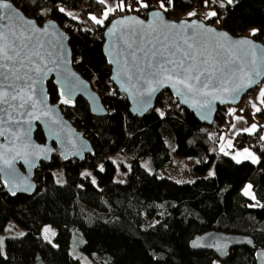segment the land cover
Returning a JSON list of instances; mask_svg holds the SVG:
<instances>
[{"label": "trees", "instance_id": "trees-1", "mask_svg": "<svg viewBox=\"0 0 264 264\" xmlns=\"http://www.w3.org/2000/svg\"><path fill=\"white\" fill-rule=\"evenodd\" d=\"M12 1L38 22L53 19L64 28L74 67L99 94L107 112L93 113L80 96L63 103L53 78L47 81L50 100L60 104L65 116L90 139L94 151L81 160L64 159L56 152L50 161H41L34 172L36 188L30 194L11 195L0 179V231L15 220L24 226V235L5 237L0 264H24L23 256L34 264H81L70 251L73 228L82 233V248L96 264H256V251L264 248L262 121L254 132L235 136V145L256 151L258 162L237 163L219 149L218 139L210 137L222 133V122L232 115L229 106L219 107L214 122L207 125L164 90L154 107L138 117L130 113L127 97L110 79L102 48L106 23L128 12L145 16L159 7L158 0H145L150 7L139 11H135L137 0H131L132 11L117 9L102 25L91 19L93 12L106 8L99 0ZM192 1L174 0V7L165 13L180 18L193 7ZM196 1L205 6L203 0ZM219 3L209 0L217 16L207 22L264 43V0H234L224 8ZM67 10L79 11L80 17L69 16ZM253 29L258 30L255 35ZM257 114L264 120V104ZM35 137L44 140L40 126ZM172 152L194 159L195 179L176 181L158 174L171 161ZM118 154L131 160L124 181L114 178ZM146 156L153 171L141 164ZM87 168L91 173L83 174ZM58 171L61 183L55 179ZM246 183L252 187V196L242 191ZM46 224L56 229V244L42 236ZM211 229L249 235L254 244L234 247L223 259L211 250L193 249V237Z\"/></svg>", "mask_w": 264, "mask_h": 264}, {"label": "snow or ice", "instance_id": "snow-or-ice-1", "mask_svg": "<svg viewBox=\"0 0 264 264\" xmlns=\"http://www.w3.org/2000/svg\"><path fill=\"white\" fill-rule=\"evenodd\" d=\"M99 2L105 4L108 0ZM212 2L215 3L216 0ZM233 2L234 0H220L219 7L224 8L226 4L232 5ZM158 3L159 10L150 13L152 20L147 25L143 20L134 17L124 18L131 20L132 24L120 30L119 59L110 60L118 65L115 79L119 80L123 76L133 87L139 85L145 89L149 96L167 83L177 90V95L205 98L206 102L208 97L219 99L218 93L221 91L239 93L242 87L259 83L254 79L261 75L257 70L258 54L251 41L242 39L224 43L209 38L208 33H216V30L205 28L202 23H183L177 30L178 26L165 23L162 15V12H168L174 7V0H167V5L165 0H158ZM137 4L135 11L150 7L145 0H137ZM203 4L208 6L209 0H203ZM117 9L133 10L131 4L125 5L124 0H111L103 12V18L92 16L91 19L102 25L109 14ZM60 11L63 12L64 9L61 8ZM67 14L73 15L70 12ZM188 15L195 16L196 12H189ZM216 16V11H208L205 19ZM257 31L253 29L252 34L255 35ZM39 32L32 21H23L11 3L0 0V137L12 145L10 148L7 144L0 146L4 149L0 151V163L4 166L0 171H5L9 177L15 175V159H27L29 155L34 154L29 151L30 124L25 126L22 118L39 119L38 116H33V113L37 104L44 103L46 99L42 95V88L39 99L34 97L38 86H42L44 78L53 71L49 65L54 63V45L43 40L38 35ZM219 35L222 38L227 37L226 33ZM249 65L252 67L249 68ZM65 79L67 80V76ZM241 79L246 83H234V80ZM154 84L156 87H153ZM71 86L69 83V87ZM258 97L259 103L264 104V88L260 89ZM62 102L69 104L72 101L63 99ZM200 106L204 107L203 104ZM253 107L256 112L261 111L255 104ZM230 111L235 112V109ZM17 116L20 119H17ZM236 119L242 118L237 116ZM256 127L253 124L244 131L253 132ZM221 151H224L223 147ZM9 152L14 153L11 158H8ZM244 153L247 154L244 159L258 162L248 149H244ZM236 162L241 163V160L237 159ZM12 194L15 195V191ZM244 194L250 195L248 188H245ZM44 231L47 233L49 230L46 228ZM45 239H48L47 235ZM216 247L223 248L225 245L218 244ZM2 248L3 238H0V254H3Z\"/></svg>", "mask_w": 264, "mask_h": 264}, {"label": "water", "instance_id": "water-1", "mask_svg": "<svg viewBox=\"0 0 264 264\" xmlns=\"http://www.w3.org/2000/svg\"><path fill=\"white\" fill-rule=\"evenodd\" d=\"M13 5V8L20 14L23 21L33 22V26L39 29L38 35L45 40L50 41L54 45L53 58L54 63L49 66L53 71L49 72L43 80L42 86H38L35 99H39L41 95L40 89L42 88V95L46 97L44 103H38L34 110L33 116H38L39 119L32 117L22 118L25 122V126L30 124V131L28 134V143L30 144V153H34L28 156L27 159L18 157L13 161V167L15 169V175L9 177L5 174V171H0V179L5 185L6 189L11 195L13 191L16 193H32L36 188V180L34 179L35 169L39 167L41 161H50L54 153L58 152L64 159H83L86 154H91L94 151L93 145L89 138H87L82 131L76 128L75 125L65 116L62 108L58 102H52L49 97L47 89V81L51 78L55 81L60 90H63V95L66 99L71 101L77 97H82L89 105L91 111L97 115H103L107 112V109L103 105L99 94L93 90L89 81H87L79 71L74 67L72 61V50L69 44V37L67 32L62 28L58 22L53 19H48L42 23L38 22L36 18L27 15L19 6H17L12 0H6ZM159 10V7L151 8L146 12L145 16H141L136 12H128L125 14H119L108 21L103 30V53L106 57L107 63L110 66V79L117 91L124 94L129 102L130 113L141 117L148 110L154 107L157 96L164 90L169 91L179 103L193 112L196 118L207 125H211L215 118L219 107L222 106H234L238 104L242 97L254 89L264 78V43L254 39L250 34H233L228 30L217 26L216 24L207 22L203 18L197 16L193 17H180L171 18L162 12L164 22L171 25L175 24L179 26L183 23L194 24L202 23L205 28L215 29L216 33H208L209 38L220 40V42L230 43L247 39L256 46L258 61L257 70L261 73L259 77H254L259 83L253 84L251 87H242L239 93H225L219 92V99H213L208 97L207 102L205 98H193L192 96L177 95V90L172 88L169 84H164L158 87L155 92L150 96L145 89L139 85L133 87V85L126 80L123 76L119 80L115 79L117 75L118 65L111 63L112 59H119L118 53L120 51L119 46V34L120 30L126 25L132 24L131 20H125V17H134L139 20H143L147 25L151 20V12ZM190 31V30H189ZM202 31V30H201ZM115 33V35L113 34ZM226 33L227 37L222 38L219 34ZM252 66L249 65V68ZM67 76V80L65 77ZM246 83L244 80H234V83ZM69 83L72 84L69 87ZM153 87H156L154 84ZM199 101V103H197ZM203 104L204 107L200 105ZM43 113H47L44 115ZM20 119V117H16ZM7 127V125H3ZM40 126L44 140L39 141L35 137V131ZM7 144L10 148L12 145L8 143L4 138L0 137V146ZM3 147H0V151H3ZM14 153L9 152L8 158ZM4 166L0 163V169ZM7 181V182H6ZM218 244H223L225 247H216ZM254 244L253 239L249 235L225 232L222 230L211 229L203 231L193 237L190 245L195 250H211L218 258L223 259L227 256L229 250L234 247L248 246L252 247ZM256 264H264V248H259L256 251Z\"/></svg>", "mask_w": 264, "mask_h": 264}, {"label": "rangeland", "instance_id": "rangeland-1", "mask_svg": "<svg viewBox=\"0 0 264 264\" xmlns=\"http://www.w3.org/2000/svg\"><path fill=\"white\" fill-rule=\"evenodd\" d=\"M191 9H194L197 11H199V10L204 11V7L201 9L193 7ZM191 9L189 11H187L185 14L181 15V17H193V16L188 15L189 12H193V11H191ZM66 12L72 13L73 14L72 16L75 18L80 17V12L77 10H67ZM103 12L104 11H95V13L98 15L92 14V16H96L98 19L103 18ZM261 88H264V78L258 84V86L255 88V90L253 91V95L249 99L250 100L249 109H245L242 106H239L238 104H236L234 106H229V108L235 109L238 107L239 109H241L246 114H250V112H251L250 105L253 106V104H255L256 107L261 108V106H259V100H256L254 98V95H255V97L259 99L258 93H259ZM250 116L254 117L256 122H258V120H259L260 122L262 121V123L264 124V120L261 119L260 116L256 112ZM232 121H233V119H232ZM232 121H231V123H232ZM230 124H229V126H230ZM229 126H228V128H229ZM228 128L226 130H228ZM226 130H222V132H224ZM263 136H264V131H263ZM235 154H237V153H235ZM114 160H115V164H116V171L114 174V178H115V180H118V181H124L126 179V176H127V171L131 168V166H130L131 160H130V158H128L122 154L116 155L114 157ZM244 160H246V159H244ZM193 162H194V159H192V158L182 157V156L177 155L175 152H172L171 161L169 163H167L165 166H163L158 171V174L160 176L165 175V176L171 177L176 181L193 180L197 177L196 172H194V170L192 169ZM141 164L146 169H148L149 171H153L151 161L149 160V156H146L145 158H143V160L141 161ZM100 166H101V164H98V167H100ZM81 172L83 174L91 173L90 169H88V168L83 169ZM55 179L59 183H61L63 181V176L59 171L55 173ZM249 185H250L249 183H246L243 186L242 191L244 193L245 188H248V191L250 193V195H248V196H252L253 190H252V187H250V188L248 187ZM46 228L49 230L47 233H45V231H44ZM23 231H24V226L18 220H15V221L11 222L10 224H8L3 231H0V238H3V248H4L6 236L19 234V233H22ZM45 235H47V237H48L47 240H49L53 244H56L55 239H54L55 235H56V229L54 227H52L50 224H46L42 229V236L44 238H45ZM83 240H84V238H83V235L80 232V230L73 228L72 229V237H71V245H70V251H71L72 255L75 256L77 259H79L81 264H96L95 261L91 258V256L83 250V248H82ZM23 262H24V264H34L27 257H24V256H23ZM37 263L40 264L39 261H37ZM214 264H221V263L217 261Z\"/></svg>", "mask_w": 264, "mask_h": 264}, {"label": "crops", "instance_id": "crops-1", "mask_svg": "<svg viewBox=\"0 0 264 264\" xmlns=\"http://www.w3.org/2000/svg\"><path fill=\"white\" fill-rule=\"evenodd\" d=\"M210 1L212 2V0H210ZM109 3H111L110 0H108V3H106L107 4L106 7H108ZM203 7H204V11L203 10L197 11V10H194V9H191V11L196 12V15L195 16L205 19V14L208 11L214 10V8L211 5L210 6H203ZM254 98L256 100H259L258 98L255 97V95H254ZM250 108H251L250 115H252L256 111H255L254 107L251 106V105H250ZM231 109H233V108H229V112L232 114L233 121L230 124L228 130H226V131H224V132H222L220 134H218V133H211L210 134V137L212 139H215V140L218 139L219 149L221 150V147H223L224 151L225 152H228L236 160L237 159L243 160L244 159V156L247 155L246 153H244V149H248V152L252 153L255 158L259 159L258 153L256 151H254L253 149H251L249 147H236L235 146V136L239 132H247V131H244V129L251 128V125H253V124H255L258 127L260 121L258 120V122H256V120H255L254 117H252L250 115H247L245 112H243L238 107L235 108V112H231L230 111ZM237 116L241 117L242 119L237 120L236 119ZM257 127H256V129H257ZM235 153H237L238 155L235 154Z\"/></svg>", "mask_w": 264, "mask_h": 264}, {"label": "built area", "instance_id": "built-area-1", "mask_svg": "<svg viewBox=\"0 0 264 264\" xmlns=\"http://www.w3.org/2000/svg\"><path fill=\"white\" fill-rule=\"evenodd\" d=\"M131 4L132 5V1L131 0H127L126 5ZM192 6L194 8H203L196 0L192 1ZM192 7V8H193ZM93 15H98L95 12L92 13ZM253 95V92L249 91L247 92L241 99V101L238 103L239 106H242L245 109H249V103H250V98ZM262 104L259 103V106H261ZM232 121V115H228L227 118L222 122L221 124V130H226L229 126V124Z\"/></svg>", "mask_w": 264, "mask_h": 264}, {"label": "flooded vegetation", "instance_id": "flooded-vegetation-1", "mask_svg": "<svg viewBox=\"0 0 264 264\" xmlns=\"http://www.w3.org/2000/svg\"><path fill=\"white\" fill-rule=\"evenodd\" d=\"M63 99H66V98H65L64 96H62L61 101H62Z\"/></svg>", "mask_w": 264, "mask_h": 264}]
</instances>
